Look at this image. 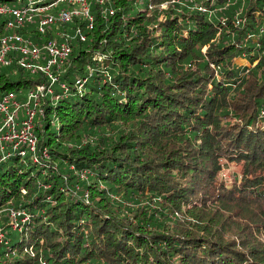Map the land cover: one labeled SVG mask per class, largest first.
<instances>
[{
	"label": "trees",
	"instance_id": "trees-1",
	"mask_svg": "<svg viewBox=\"0 0 264 264\" xmlns=\"http://www.w3.org/2000/svg\"><path fill=\"white\" fill-rule=\"evenodd\" d=\"M89 2L93 28L19 30L71 53L40 99L37 156L0 150V264H264V0ZM10 55L0 100L23 102L47 76Z\"/></svg>",
	"mask_w": 264,
	"mask_h": 264
},
{
	"label": "built area",
	"instance_id": "built-area-1",
	"mask_svg": "<svg viewBox=\"0 0 264 264\" xmlns=\"http://www.w3.org/2000/svg\"><path fill=\"white\" fill-rule=\"evenodd\" d=\"M110 0H100L107 2ZM114 13V10H111ZM76 15H84L90 20L93 28V15L89 0H0V65L7 64L16 53L20 66L33 72L41 71L47 76V81L30 90L24 106V116L18 117L21 102L16 100V93L9 91L0 100V150L14 147L20 149V154L34 155L37 150L38 138L35 131V119L40 106V99L54 93V85L59 81L57 72L61 71L71 53V46L66 41L50 39L42 45L33 44L19 30L37 17V30L45 32L56 23H67ZM6 30V32H5ZM17 30V31H15ZM82 39L85 35L81 34ZM80 81H82L80 79ZM77 80L81 85L82 83ZM22 211V210H21ZM10 210L12 221H17L25 212ZM26 217L22 219L24 222ZM0 238L3 233L0 232Z\"/></svg>",
	"mask_w": 264,
	"mask_h": 264
},
{
	"label": "rangeland",
	"instance_id": "rangeland-1",
	"mask_svg": "<svg viewBox=\"0 0 264 264\" xmlns=\"http://www.w3.org/2000/svg\"><path fill=\"white\" fill-rule=\"evenodd\" d=\"M57 100V99H56ZM26 102V100L25 101H23V102H21V105H22V107H20V109L18 110V117L20 118V119H22L23 118V116H24V111H25V109H24V106H23V104ZM55 112L51 115L52 117H53V119H54V127H56V126H58L59 125V119H57L56 118V116H55ZM36 120V119H35ZM36 122V121H35ZM35 130H36V125H35ZM37 134V133H36ZM37 138H38V136H37ZM37 147H38V145H37ZM48 149L47 148H45L44 150H43V152H42V154H43V157H44V159H43V162L46 164V165H49V163L47 162V159L48 160H50V157H51V155H50V153L47 151ZM38 149L36 150V152H35V154H37L38 152ZM6 152H7V150H6ZM27 155H33V154H31V153H29V154H27ZM26 155V156H27ZM22 156V155H21ZM26 156H22V157H26ZM37 155H34V157H36ZM240 173H241V166H240V164H237L236 162H233V163H231L230 165H227L225 168H222L221 169V172H220V179L222 178L223 179V181L225 182V181H229V180H231V178L233 177H235V176H237L238 174L240 175ZM231 185V184H230ZM252 206V210L253 211H255L256 213H259V214H261L262 213V207H260V206H257V205H251ZM5 208H2V207H0V216L1 215H3L4 214V212H2L3 210H4ZM263 209H264V207H263ZM16 211H21V210H16ZM23 211V210H22ZM21 211V212H22ZM246 211V210H245ZM23 212H25V211H23ZM216 213V216H221V218L223 219V224L225 225V223H226V227H227V229H229V231H230V235L231 236H233V235H238L239 236V234L241 233V230L239 229L240 228V226H241V222L240 221H238L235 217H231L229 220H227V221H225V218H226V216L227 215H225V213L221 210V208H218V210L215 212ZM25 215H22V216H19V218H18V220L17 221H12V219H11V216H10V219H9V224H11L12 226H13V228L15 229V228H19V226H20V223L21 222H23L22 221V219L24 218V217H26V220L25 221H27V219H28V213L27 212H25L24 213ZM246 215V214H245ZM251 215V214H250ZM215 217V216H214ZM228 219V218H227ZM2 220V219H1ZM24 221V222H25ZM258 228V227H257ZM228 231V232H229ZM255 231V230H254ZM255 233H256V235L264 242V230H262L261 232L260 231H255ZM229 234V233H228ZM253 236H254V234H253ZM229 237V236H228ZM251 239V238H250Z\"/></svg>",
	"mask_w": 264,
	"mask_h": 264
}]
</instances>
